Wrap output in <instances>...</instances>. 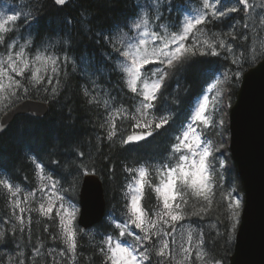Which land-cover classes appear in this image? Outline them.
Returning <instances> with one entry per match:
<instances>
[{
    "label": "trees",
    "instance_id": "obj_1",
    "mask_svg": "<svg viewBox=\"0 0 264 264\" xmlns=\"http://www.w3.org/2000/svg\"><path fill=\"white\" fill-rule=\"evenodd\" d=\"M187 1L72 0L68 5L58 7L53 0H0V10L6 14L31 12L27 19L21 17L13 31L2 34L4 41L0 43V50L6 51L7 44L19 40L26 44L30 54L42 52L68 58L56 78L59 84L56 81L53 83L58 89L55 96L49 85L35 84L26 72L25 76L20 77L23 87L17 89L14 86L10 97L0 105V117L26 99L40 100L49 105L44 118L18 116L0 134V180H9L13 188L21 189L13 198L9 190L0 185V231L5 232L0 242V264H17V253L21 250L25 264H103L104 257L99 252L102 239L111 235L115 239L130 241V237H119L113 220L115 218L116 222H121L126 219L125 204L131 200L129 184L136 182L134 175L138 178L135 170L141 166L147 169L144 186L140 189L141 209L162 207V199L155 191L161 184L156 169L175 164L171 150L176 143L175 136L182 132L193 115L197 100L216 78L221 83L209 95V110L211 97L217 91L222 92L219 118L223 119L224 124L219 129L220 135L210 138L223 145L216 155L222 161L224 156V167L216 164L218 175L209 170V179L213 182L202 195L195 196L193 189H186L188 204L185 212L199 211L201 207L207 211L202 213L203 218L189 216L185 221L178 222V226L188 222L203 229L204 263L220 261L221 264H229L234 251L233 234L237 227L233 229L232 221L228 218V194L243 193L242 181L227 145L229 112L236 101L243 74L264 58V51L256 56L252 53L249 27H244L246 19L242 12L198 26L200 30H193L189 40L185 41L186 46L198 41V46L206 48L205 41L215 43L223 39L226 45H232L233 50L229 53L217 48L220 54L211 55L206 48L209 54L192 57L182 71L176 72L165 82L158 93L156 108L141 120L143 124L158 122L161 116L169 119L167 126L153 131V128H136L133 126L136 121L127 118L129 114L138 115L135 107L139 101L126 87L127 75L122 72L124 58L113 47L115 44L126 49L134 36V22L143 11L152 20L155 16L160 17L157 21L160 29L168 30L170 34L179 32L181 17L187 11ZM229 32H233L236 38L227 35ZM234 59H238V63H233ZM46 88L49 90L46 91ZM110 118L119 128L118 136L112 141L107 139ZM148 131L154 134L145 141L121 144V136L126 139L136 132ZM33 160L42 164L44 175L51 177L59 193L74 204L78 212L84 176L93 173L103 182L106 218L88 230L78 226L77 220L73 222L72 229L76 232L77 241L74 256L56 255L53 260L48 255L50 248H56L59 252L65 247L62 240H52V235L60 236L65 228L60 217L55 215L54 208L50 213L54 220H49L40 211H26L23 214L25 231L20 233L17 229L15 236L11 223H5L12 220L19 227V222L13 216L14 211L19 214L14 207L16 199L21 201V207L37 210L42 203L40 169L35 167ZM128 168L134 172H127ZM177 184L179 186L180 182ZM29 193L35 195L29 196ZM205 195L212 201L210 205L204 200ZM25 197H28L27 203ZM179 199L177 195V201ZM46 225L48 232L44 231ZM34 247L40 248L41 256L33 257ZM9 257L13 259L9 261ZM150 257L149 264H161L162 261L163 264H176L172 259L157 256L155 250Z\"/></svg>",
    "mask_w": 264,
    "mask_h": 264
},
{
    "label": "snow or ice",
    "instance_id": "obj_2",
    "mask_svg": "<svg viewBox=\"0 0 264 264\" xmlns=\"http://www.w3.org/2000/svg\"><path fill=\"white\" fill-rule=\"evenodd\" d=\"M55 4L63 6L67 0H54ZM159 2V0H157ZM221 0H203L202 8L198 14L191 18H185L182 30L179 32H173L170 35H161L159 31H153L151 33L145 28L141 33L139 30L143 25L148 24V20L142 21V23H135L134 28L139 34L137 43L129 42L126 49L122 47H116L113 44L115 51L122 56V72L126 73V87L130 93L134 94V97L138 99L139 103L135 107V113L138 115L129 114L127 118L136 121L133 125L136 128H153V131L160 130L169 124V119L165 116L159 117L158 122L148 121L141 124V120L147 116L150 110L156 108V101L158 100V93L165 85V82L176 72L182 71L185 65L190 61L192 57L197 55H219V49H224L227 52H232V45L225 43V40L218 39L215 43H208L205 41L204 46H198V41H193L189 46H186L185 41L189 40L193 34V30H200L198 26L206 25L214 20H221L228 17L232 13L239 11L248 12L250 9L254 10L253 5L249 3V0H235L234 4L229 7H221ZM264 7V5H262ZM27 19L31 16V12H13L12 14H5L0 12V32L7 33L14 30L17 26V22L21 17ZM160 19L159 16L156 17ZM248 27L247 24L244 25ZM235 28V26H233ZM151 35L152 49L149 52L147 49L142 51V46L146 44V37ZM227 35L235 39L233 32H229ZM4 36H0V43H3ZM111 42V38H109ZM9 47H12L10 45ZM25 53L23 47L20 51L15 53V56L10 51L6 61H0V77H7L17 89L22 88L20 81L14 79L12 73L16 76H25L26 72H31L29 62L24 59ZM36 61H41L43 57L36 56ZM67 59V57L65 58ZM51 64V72L53 76L45 79L44 75H36V72H40V69H36L32 72L31 79L35 84H47L50 86V91L55 96L57 94V87L53 85L55 75L60 71V62L57 57L49 56L44 64ZM233 63H238V59H234ZM152 64V68L146 69L145 66ZM43 67V65H42ZM221 80L217 79L213 83L208 92L216 88L217 84H220ZM56 84H59V80H56ZM2 87V85H0ZM27 92V89H23ZM49 90L46 88V91ZM15 95V92L12 93ZM88 95L87 92L84 93ZM220 92L217 91L215 95L211 97V110H209L210 100L208 95L203 96V101L199 103L198 108L195 110V114L183 127L182 132L175 136V141L171 146L172 153L176 156L175 165L166 164L163 167L156 169L157 174L160 176L161 185L157 186L155 191L162 196V207L157 206L156 209L142 210L140 207V198L137 195H132L130 203L126 201L125 207L127 212L125 213L126 219L121 222L113 220L115 228L118 230L119 237H130L129 240L113 239L111 235L102 239L101 246L99 247L100 254L104 257L103 264H149L150 253L155 250V254L159 257L166 259H175V251L177 247V226L178 222L185 221L189 216H201L207 209L201 207L199 211L191 213L185 212V206L188 204L186 199V189H193V195H202V188L205 181L209 186L213 182L209 179V170L211 169L216 174V164H219L220 168L224 167V162L219 160L217 153L220 152L221 143L214 142L210 136L220 135L219 129L222 128L224 121L219 118V112L222 111L220 105ZM124 111V110H122ZM109 128L107 131V139L112 141L119 134V128L117 124L110 118ZM154 126V127H153ZM5 130V125L0 122V132ZM153 131H148L142 135L133 137L127 136L125 139L120 137L121 144L127 145L133 142H139L146 139L148 136L153 135ZM83 153H81V156ZM35 167L44 170L41 163L36 162ZM190 162V163H189ZM59 164V161H55ZM195 171H191V169ZM127 172L133 173L131 168L126 169ZM139 179L133 176V179L142 188L144 186L143 180L147 175V169L144 166L139 167L137 170ZM51 179V177H49ZM180 182L178 186L177 182ZM0 185H3L9 190L13 198L17 197V194L21 192L19 187H15L9 180H0ZM52 189H56V184H52ZM133 185L129 184V189H132ZM43 192V189L40 190ZM34 193H29V196H34ZM177 195L180 199L177 201ZM229 198L231 193L228 194ZM57 199L60 201L59 208L56 210V216L60 217L61 223L63 222V216L60 210L68 212L71 208L72 211L68 213L72 218H75V212L78 211L75 205L65 197L59 196ZM28 197H25V203H27ZM204 200L210 205L212 201L209 196L205 195ZM14 207L19 210V214L15 211L13 216L15 221H6L5 223H11L12 234L15 236L17 229L20 233L25 231V221L23 214L27 212L40 211L45 216H48L49 220L55 218L50 215L52 213L51 205L45 210L44 204L41 203L39 209L21 207V201L15 200ZM240 208L239 200H231L227 204V209L230 212L228 217L231 221V227L234 229L236 226L237 217L239 216L238 209ZM151 213V215L149 214ZM71 225V220H69ZM184 228V225L180 226ZM139 230V231H136ZM45 232H48V226L44 228ZM187 239L184 240L183 232H181V238L178 244L180 253L183 255V264H195L196 261L204 264L206 253L205 247V235L203 229L188 225L186 228ZM142 233V234H141ZM5 236L4 231H0V242L3 241ZM31 233L29 232V237ZM52 240H62L65 245L64 248L57 252L56 248H50L48 255L53 260L56 259V255L60 257L68 256L72 254L74 256L77 249L76 232L71 228H64L60 236L52 235ZM19 248L20 245H17ZM2 254V253H0ZM40 248H33V257L41 256ZM19 259L17 264H25L24 252L21 250L17 253ZM13 258L9 257V261ZM163 264V261L161 262ZM213 264H221L220 261H214Z\"/></svg>",
    "mask_w": 264,
    "mask_h": 264
},
{
    "label": "water",
    "instance_id": "obj_3",
    "mask_svg": "<svg viewBox=\"0 0 264 264\" xmlns=\"http://www.w3.org/2000/svg\"><path fill=\"white\" fill-rule=\"evenodd\" d=\"M71 1L67 0L63 6L56 5L64 7ZM48 111V103L26 99L4 112L0 122L6 131L18 116L42 119ZM151 136L133 143H140ZM229 141L230 155L244 193L229 264H264V58L243 74L236 101L230 110ZM79 206L77 224L84 230L93 228L106 218L104 186L98 175L89 173L84 176Z\"/></svg>",
    "mask_w": 264,
    "mask_h": 264
},
{
    "label": "rangeland",
    "instance_id": "obj_4",
    "mask_svg": "<svg viewBox=\"0 0 264 264\" xmlns=\"http://www.w3.org/2000/svg\"><path fill=\"white\" fill-rule=\"evenodd\" d=\"M223 2H221V5H223ZM226 4L229 6L233 5V0H225ZM186 4V3H185ZM184 4V6H185ZM186 5L187 7H185L187 9L186 13L183 14V23L182 26L180 28V31L182 30L185 18H191L194 17L195 15L198 14L199 10L202 8L203 5V0H188ZM252 5L254 10H251V13L248 17H245L246 19V24L249 27V37L250 40L252 42V53L256 56L258 55V52H262L264 51V7H262V5H264V0H252ZM0 12H3L6 14L5 11L0 10ZM243 13V12H242ZM244 14V13H243ZM157 16L154 17V19L152 20L146 12H142L140 14V17L134 22L135 23H142V21H144L145 19L148 20V24L147 25H143L141 29L139 30V32H143L145 30V28L148 30L149 33L153 32V31H159L161 33V35H170L169 31L166 30L164 31L163 29H160V25L157 26ZM135 29V28H134ZM1 36L2 34H4L3 32H0ZM139 39V34L137 32V30L135 29L134 31V36L132 37L131 41L132 43H137ZM146 39V44L144 46H142V51L144 49H147L149 52L151 51L153 45H152V41H151V35L149 34L148 37L145 38ZM10 45H12V47H9ZM21 47H23L24 49V59L27 60L29 62L30 68H31V72H28L30 77L32 76V72H35L36 69H40V72H36V75H44L45 79H47V77L49 76H53L54 74L51 72V64L50 62L47 63L46 65L44 64V61L47 60V57L51 56L48 55L46 53H36V54H30L27 50L26 44L23 43L22 41L19 40H14L11 43L7 44V49L6 51H2V49L0 50V61H6L7 57H8V53L11 51L13 53V55L15 56V53L20 51ZM36 56H41L43 57V59L41 61H36ZM55 57V56H52ZM58 61L60 62V71L58 72V74L55 75V79L53 80V83H55L57 76L60 74L61 72V68L64 64H66L68 62V58L65 59L61 58V57H57ZM43 65V67H42ZM154 65L149 64L146 65L145 68H152ZM13 76L14 79H17L20 81V77L21 76H16V74L12 73L11 74ZM0 85H2V87H0V105L3 104V102L5 100H7L10 96L9 93L11 90H13L14 88V84H12V82L7 78V77H0ZM212 85V84H211ZM210 85V86H211ZM210 86L207 88L205 95H210L214 89H212L211 92H208V89L210 88ZM204 96V95H203ZM203 96L201 98H199L195 104V108H194V112L193 115L195 114V110L198 108L199 103H201L203 101ZM223 98L222 92H220V101ZM210 100V98H209ZM192 115V116H193ZM229 137V136H228ZM228 145V143H227ZM175 160H176V156H175ZM225 158L223 156V162H224ZM176 163V162H175ZM190 163V162H189ZM225 163V162H224ZM175 164H173L174 166ZM191 171H195V169H191ZM209 175V173H208ZM40 179L42 182V188H43V194H42V203L44 204L45 209L48 208L50 205L52 208L55 209V211L59 208V204L60 201L57 199V197L62 196L59 191L57 190V186L56 189H52V184H56L53 180L49 179V177L47 175H44V173L40 170ZM139 179V177L137 178ZM133 185V188L130 190V194L132 195H137L140 198V185L135 182ZM161 185V184H160ZM209 187V184L207 181H205L204 187L202 188V193H204ZM15 188H13L14 190ZM159 196L162 199V196L160 193H158ZM231 200H239L240 201V208L238 209L239 212V216L237 217V221H236V227L238 228V225L240 223V217H241V213H242V209H243V204H244V193H235L230 197ZM72 211L71 208L68 209V212H64L63 209L60 210L61 215L63 216V225L65 226V228L71 227L73 225V222L76 220L77 216H78V211L75 212V218L73 219L72 216H70L68 213H70ZM69 220H71V225H69ZM182 225H184V228H181L179 225L177 227V247H176V251H175V259H172L176 264H183V255L180 253L179 248H178V244L181 238V232H183V238L184 240L187 239V231L186 228L188 225H190L188 222L183 223ZM192 226V225H191ZM194 227V226H193ZM236 228V229H237ZM235 236H236V231H234L233 237L235 240ZM115 240V238H113ZM195 264H201V262L196 261ZM206 264V263H204Z\"/></svg>",
    "mask_w": 264,
    "mask_h": 264
},
{
    "label": "flooded vegetation",
    "instance_id": "obj_5",
    "mask_svg": "<svg viewBox=\"0 0 264 264\" xmlns=\"http://www.w3.org/2000/svg\"><path fill=\"white\" fill-rule=\"evenodd\" d=\"M224 1V0H221V2ZM233 2H235V0H233ZM234 4V3H233ZM251 4H252V0H251ZM225 6V2H223V5L221 7H224ZM245 12V11H244ZM251 13V10L249 12H245V15L248 17Z\"/></svg>",
    "mask_w": 264,
    "mask_h": 264
}]
</instances>
